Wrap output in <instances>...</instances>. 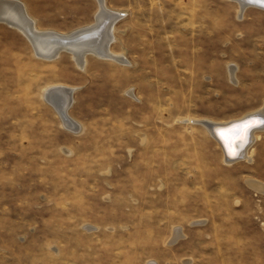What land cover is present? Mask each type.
<instances>
[{
  "label": "rangeland",
  "instance_id": "1",
  "mask_svg": "<svg viewBox=\"0 0 264 264\" xmlns=\"http://www.w3.org/2000/svg\"><path fill=\"white\" fill-rule=\"evenodd\" d=\"M20 1L39 29L61 33L99 10L98 0ZM106 5L125 13L111 49L129 63L43 58L0 21V264H264V190L253 186L264 187V127L250 158L228 163L197 121L264 107V9ZM53 85L75 87L77 130L44 97Z\"/></svg>",
  "mask_w": 264,
  "mask_h": 264
},
{
  "label": "bare ground",
  "instance_id": "2",
  "mask_svg": "<svg viewBox=\"0 0 264 264\" xmlns=\"http://www.w3.org/2000/svg\"><path fill=\"white\" fill-rule=\"evenodd\" d=\"M237 1L240 5V13L244 11L247 5H254L264 9V6L245 3L243 0ZM98 2L99 10L96 13L95 22L69 33L39 29L35 24V19L29 15L25 4L20 0H0V21H4L20 30L31 42L36 55L43 58L55 59L62 51H68L72 54L75 62L82 67L87 62V54H96L101 58H108L125 64L129 63V60L124 55L116 53L111 49V44L116 38L114 34L116 21L123 17L124 14L122 15V11L109 8L106 5V0H98ZM230 74L234 75V68L231 69ZM74 90L75 87L73 86L53 85L45 89L44 97L58 111L63 124L66 127L77 130L80 125L69 115V108L73 103ZM252 114L259 115L256 120H252L253 123L261 121V119L264 121V107ZM243 117L245 116L241 118ZM191 120L190 118L189 121ZM197 121L204 122L205 127L212 132L214 139L223 150L225 160L228 163H233L240 156L250 158L247 151L248 143L254 140L255 132L258 128L251 131L247 127L244 128V125H236L234 126L236 128L232 127L233 130L220 128L221 125L233 121L232 119L219 123L206 119ZM262 127H264V124ZM260 183H255L253 186L258 188V190H264V187ZM180 236L181 231L178 228L174 233L173 239L176 240Z\"/></svg>",
  "mask_w": 264,
  "mask_h": 264
},
{
  "label": "water",
  "instance_id": "3",
  "mask_svg": "<svg viewBox=\"0 0 264 264\" xmlns=\"http://www.w3.org/2000/svg\"><path fill=\"white\" fill-rule=\"evenodd\" d=\"M243 2L245 3H249V4H256L259 6H264V0H243ZM125 14L124 12H122V15ZM257 117H259V115L256 114H250V115H246L245 117L239 119V120H233L227 124L221 125L220 128L221 129H230L233 130V128H236L234 126L236 125H244V128H248L249 131L255 129V128H259L264 124V121L261 119V121L258 122H252V120H256ZM251 122V123H249ZM233 127V128H232ZM243 127V126H242ZM248 132V131H247ZM238 156V155H237Z\"/></svg>",
  "mask_w": 264,
  "mask_h": 264
}]
</instances>
